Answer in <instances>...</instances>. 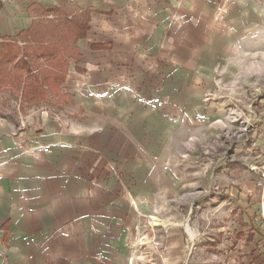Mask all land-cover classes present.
<instances>
[{
	"label": "crops",
	"instance_id": "crops-1",
	"mask_svg": "<svg viewBox=\"0 0 264 264\" xmlns=\"http://www.w3.org/2000/svg\"><path fill=\"white\" fill-rule=\"evenodd\" d=\"M262 3L77 0L66 9L90 15V30L61 86L64 116L19 124L0 115V264H132L158 214L187 190L185 138L218 112L196 82L213 78L205 67L223 64L221 49L236 56L248 44ZM52 6L65 9L56 0H0V41ZM248 162L223 176L226 224L256 249L264 246V155ZM222 175L212 171V183Z\"/></svg>",
	"mask_w": 264,
	"mask_h": 264
},
{
	"label": "rangeland",
	"instance_id": "rangeland-1",
	"mask_svg": "<svg viewBox=\"0 0 264 264\" xmlns=\"http://www.w3.org/2000/svg\"><path fill=\"white\" fill-rule=\"evenodd\" d=\"M56 1L69 12L76 9L77 0ZM259 17L261 24L244 36L248 44L238 46V55L233 56L228 46L221 49L227 55L220 60L223 64L205 67L213 78L196 82L204 102L219 113L213 110L216 117L208 113L213 125L194 129L185 138L187 149L180 163L187 172V190L158 214L157 223L139 241L132 264H264V246L254 249L243 236H233L226 224L231 199L228 179L223 177L228 170L237 175L240 167L253 166L248 161L264 155V17ZM25 39L0 41V115L19 124L37 123L45 113L63 117L69 102L64 93L50 91L45 99L29 102L23 89L11 82L15 61L8 57L39 49L32 39ZM198 69L196 77L203 74ZM215 170L223 174L218 184L212 183Z\"/></svg>",
	"mask_w": 264,
	"mask_h": 264
},
{
	"label": "trees",
	"instance_id": "trees-1",
	"mask_svg": "<svg viewBox=\"0 0 264 264\" xmlns=\"http://www.w3.org/2000/svg\"><path fill=\"white\" fill-rule=\"evenodd\" d=\"M89 21L88 14H70L62 7L52 6L42 9L41 16L34 19L31 27L13 37L30 38L39 46L30 55L8 57V60L15 61L16 75L11 82L23 89L22 96L26 101L43 100L50 91L62 93L61 86L67 78L69 67L82 57L77 43L87 37ZM40 60L44 64L39 65L37 62ZM76 67L81 70L79 66Z\"/></svg>",
	"mask_w": 264,
	"mask_h": 264
},
{
	"label": "built area",
	"instance_id": "built-area-1",
	"mask_svg": "<svg viewBox=\"0 0 264 264\" xmlns=\"http://www.w3.org/2000/svg\"><path fill=\"white\" fill-rule=\"evenodd\" d=\"M218 1H219V3H221V4L225 5V4H226V2H227V1H229V0H218Z\"/></svg>",
	"mask_w": 264,
	"mask_h": 264
}]
</instances>
